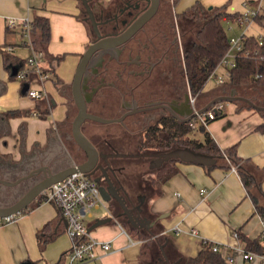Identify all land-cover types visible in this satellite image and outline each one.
<instances>
[{
  "label": "crops",
  "instance_id": "obj_1",
  "mask_svg": "<svg viewBox=\"0 0 264 264\" xmlns=\"http://www.w3.org/2000/svg\"><path fill=\"white\" fill-rule=\"evenodd\" d=\"M165 1L164 5L173 16L196 1L206 7L224 6L227 12L239 14L258 6V15L251 24L240 26L235 21H225L223 26L226 23L231 31L228 39L252 35L264 42V0ZM119 2L124 0H89V5L96 12L107 8L112 10L120 6ZM34 15L45 16L50 28V39L42 51V67L52 77L43 83L47 96L41 99L26 95L31 77L23 80L15 77L14 71L29 51L19 26L7 27L10 17L19 21L26 17L31 20ZM252 25H255L254 28ZM92 38L82 0H0V164L4 171L11 172L10 175L3 174V178L12 180L43 164L53 171L64 166L59 165L57 159L62 150L53 149H61L62 131H66V123L73 109L68 95L70 85L81 55ZM220 67L215 68L217 74H221L218 72ZM30 86L38 87L34 82ZM217 86L220 85L214 82L211 89ZM210 90L199 100L198 107L224 94ZM223 102V112L211 120L205 130L221 149L236 144L240 157L249 158L256 166L264 167V131L258 128L264 125V115L233 101ZM45 108L47 113L40 116V111ZM12 110L22 113L4 114ZM202 136L192 135L198 139ZM45 154L51 155L50 161L55 165L44 161ZM175 166L176 173L163 183L152 184L149 195L145 197L146 210L158 221L162 240L148 248L131 237L120 220L114 217L89 230L92 237L110 241L112 249L107 252L97 249L99 257L82 264H156L162 250L169 260H180L179 264L183 257L196 255L204 240L221 244L224 254L231 253L233 261L229 264H264L258 258L244 260L241 252L225 247L229 245L244 249L243 242L232 236L233 231L256 239L264 227L236 170L214 167L207 171L204 166L208 165L181 160L175 161ZM155 173L151 174L152 178ZM261 187L264 191V180ZM107 217L105 212L101 216H93L86 222L87 226ZM65 228L63 216L49 202H38L17 213L13 220L0 225V264L65 262L70 247ZM192 229L196 232H191ZM156 246L158 254L155 252Z\"/></svg>",
  "mask_w": 264,
  "mask_h": 264
},
{
  "label": "flooded vegetation",
  "instance_id": "obj_2",
  "mask_svg": "<svg viewBox=\"0 0 264 264\" xmlns=\"http://www.w3.org/2000/svg\"><path fill=\"white\" fill-rule=\"evenodd\" d=\"M136 2L139 3L137 7ZM146 7L147 3L144 1L124 0L121 6L112 10L107 8L93 12L99 23L98 28L101 35L108 36L124 31ZM95 38L94 34L90 42ZM180 39L178 20L170 17L169 8L160 2L156 13L127 41L109 49L108 52L107 50L93 52L89 68L83 78L88 112L108 118H118L124 115L122 122H112L120 125L119 133L108 132L102 136L87 133L82 128L83 124L86 121L98 122L85 120L82 123L81 131L100 155L95 162L86 164L89 167V177L96 180L99 186H107L110 183L122 196L132 214L138 216L139 220L144 218L152 221L153 216L145 209L144 193L137 194L133 202L124 188L122 182L127 181L125 178L128 169L126 161L145 160L149 171L156 169L157 167L153 166L156 164L155 155L165 150L145 145L146 133L154 127L159 138L167 137L172 129L173 120L177 123H185L181 120L184 117L178 119L171 112V109L179 104L183 110H188L192 94L183 78L182 39L181 42ZM68 95L75 108L74 116L76 105L72 97V89ZM185 114L187 116L188 113ZM93 135L97 140L92 138ZM126 135L128 138L125 137ZM70 137L75 149L83 155L77 162H84L86 157L74 142L71 133ZM130 138H136V143L131 144ZM114 154L130 155L113 156ZM2 166L0 164V171L4 169ZM2 172L6 173L4 170ZM139 172L140 170H137L133 173L138 175ZM41 177L42 172L10 187L12 201L9 203L19 198ZM146 179L147 182L150 181L149 177ZM114 188L111 194L115 193ZM110 202L120 206L121 211L117 216L132 226L127 216L122 213L123 209L119 202L114 198H111ZM158 259L156 264H165L162 255ZM169 262L173 263L172 260Z\"/></svg>",
  "mask_w": 264,
  "mask_h": 264
},
{
  "label": "trees",
  "instance_id": "obj_3",
  "mask_svg": "<svg viewBox=\"0 0 264 264\" xmlns=\"http://www.w3.org/2000/svg\"><path fill=\"white\" fill-rule=\"evenodd\" d=\"M160 2L163 5L166 4L165 0H160ZM238 15L239 13L227 12L224 6L206 7L199 1L194 2L190 7L174 15L178 20V27L182 39L181 66L183 78L189 91L196 96L195 104L197 107L200 106L198 105L199 100L204 98L207 94V91H204V86L208 80V76L219 65L230 46L223 23L225 21H234ZM171 16L172 18L174 17L172 13H170V17ZM87 22L90 24L88 19ZM91 32L94 36L92 29ZM31 36L35 48L44 51L50 39L49 22L45 16H33L31 19ZM57 58L59 59L61 56H57ZM231 88H235L239 94L250 97L255 103L264 105V101H261L257 97V95L264 90V42L259 44V40L255 36L247 35L242 37V48L235 57L234 65L228 70L227 81L210 91L222 93L224 91H229ZM235 103L239 104V106L252 108L242 101H236ZM47 111L46 108L41 110L39 113L40 116L47 113ZM259 112L264 115V112ZM21 113L22 111L20 110H12L4 114L10 116L19 115ZM258 128L264 131L263 124ZM192 130L194 129L191 128L187 122L177 123L173 120L169 135L159 138L156 134V128L151 127L150 130H148L149 133H146L145 145L165 151L176 146L189 147L193 150L210 154L216 159V162L204 166L207 171L214 167H220L226 170L234 168L244 186L246 195L250 198L254 206L255 212L259 214L260 217L264 218V191L261 187V183L264 180V167L260 168L256 166L249 158L240 157L237 154L236 144L221 149L205 130L204 126L200 125L197 127V131L203 134L201 139L190 136ZM93 134H96V132ZM100 136H102V134H100ZM177 160L179 159H169L163 162L160 167L153 169L156 173L154 178L149 177L151 185L154 183H163L176 173L177 168L175 166V161ZM133 174L132 171L127 169L126 178L128 175L133 176ZM140 174L142 175V172H139V178H141ZM138 175H135L136 179L134 180L131 178L128 179L129 181L137 182L138 191H136V188L134 191V184H130V186H133L127 188V185H124V182H122L130 200L133 202L136 200L135 196L137 194L144 193L145 197H147L151 189L150 185V189L147 193L143 184L140 183L138 186V182H140L137 179ZM35 200L32 201L27 208H31L38 202H41L42 196L39 194ZM108 207L113 215L122 222L121 224L128 230L129 235L134 239L140 240L144 244L149 241L155 245L162 240L163 236L159 234L161 232V227L158 225V221L153 215L152 220L154 221V225L150 227V229L139 228L129 225L122 218L117 216L121 211L117 203H111L109 201ZM145 209H147L146 206ZM238 239L243 242L245 250L264 252V246L260 243L259 238L249 239L238 232ZM179 264L229 263L225 259L224 252L221 250L213 251L211 242L206 241L202 243V247L196 255L183 257Z\"/></svg>",
  "mask_w": 264,
  "mask_h": 264
},
{
  "label": "built area",
  "instance_id": "obj_4",
  "mask_svg": "<svg viewBox=\"0 0 264 264\" xmlns=\"http://www.w3.org/2000/svg\"><path fill=\"white\" fill-rule=\"evenodd\" d=\"M244 6H246V4H244ZM257 15L258 6L254 9H248L245 13L239 14L234 21L240 26H247L254 21ZM15 25L19 26L22 39L29 51L25 60L20 62L15 72V77L20 80L31 77L29 78V86L26 89V95L32 99L44 98L47 96V92L43 83L47 79H50L52 75L48 70L42 67L44 53L37 50L34 46L31 36V20L27 17L19 21L13 17L7 19L8 28H14ZM242 37L243 36L229 38V49L218 65L225 67V76L217 74L214 69L208 76V80L212 79L216 84L220 85L225 81V77L228 78V70L234 65L235 57L242 48ZM262 43L263 42L259 40V44ZM8 49L11 50V48ZM31 82L37 84L38 87H31ZM195 98V95H190V103L195 112L194 116L187 122L191 128L195 129L200 125L206 127L211 120L215 119L223 112L224 102L217 101L206 111L198 113L194 105ZM232 169L234 170V168ZM40 195L42 196V202L52 203L66 221L65 232L70 238V247L66 253L64 264H82L99 257L97 249L102 252H107L112 249L110 241L99 240L92 237L89 233L87 223L84 221L86 217H93V209L99 208H103L104 212L113 219L115 217L108 207V202L102 198L96 180L77 170L61 180L50 184ZM15 215L0 217V225L13 220ZM260 218L264 223V218ZM175 228L180 230L178 226H175ZM191 232L195 233L196 231L192 229ZM232 236L237 239L238 232L233 231ZM259 240L264 246V227L259 235ZM130 242H133V240L130 239ZM204 242H206V240H204L203 243ZM221 246L222 245L219 243L211 242L213 251H220ZM225 247L231 249V251L241 252V256L244 260L258 258L264 262V252H254L244 250L243 248H234L229 245H225ZM225 259L228 263H231L233 261V255H231V253L225 254Z\"/></svg>",
  "mask_w": 264,
  "mask_h": 264
},
{
  "label": "water",
  "instance_id": "obj_5",
  "mask_svg": "<svg viewBox=\"0 0 264 264\" xmlns=\"http://www.w3.org/2000/svg\"><path fill=\"white\" fill-rule=\"evenodd\" d=\"M147 3V7L140 13L138 17L131 22L127 28L122 31L120 34L116 35H108L102 36L99 28H98V21L95 19V15L93 10L89 5V0H82L85 10L87 13V18L89 19L93 32L96 36L95 40L90 42L88 46L85 48L84 52L81 55V58L76 66L73 80L71 82V89H72V97L74 99V103L76 105V113L73 116L72 120L70 121V133L71 136L76 143V145L82 150L86 160L82 163H71L66 165L59 170L53 171L48 165L43 164L38 167H35L26 174H23L17 177L14 180H9L6 178L0 177V184L8 187H13L19 184L21 181L30 178L33 175H36L42 172V177L36 184H34L31 188H29L25 193H23L19 198L8 205H0V217H5L8 215H15L23 210H25L32 201H34L37 196L46 189L50 184L53 182L59 181L65 176L71 174L75 171H81L89 176V167L86 164L93 163L98 159L99 153L92 142L84 135L81 131V125L85 120H93L98 123L107 124L112 122H122L124 115H121L118 118H108L103 117L97 114H93L87 111L86 106V98H85V88H83V78L84 75L87 73V69L89 68L90 60L92 57L93 52L96 50H107L116 47L117 45L124 43L127 39L138 29L140 28L145 22H147L157 11L160 0H140ZM139 5L138 2L135 3L137 7ZM16 71H14L15 73ZM217 101H242L250 105L252 108L264 112V105L255 103L250 97L241 95L237 92L235 88H232L229 92L224 91V94L218 95L205 105L198 107L197 112L202 113L206 111L212 104ZM181 104L177 105L176 107L171 109V112L174 117H184L181 118L182 122H187L192 116H194L195 112L193 111L191 103H189V109L183 110L180 106ZM131 113V112H130ZM188 113L187 116H185ZM130 154H114L113 156H128ZM156 164L153 165L155 167H159L163 162L168 161L169 159L175 158L185 162H195L203 165H211L216 162V159L207 153L200 152L193 150L189 147H174L168 151L163 153H159L155 155ZM152 166V167H153ZM107 186H99V190L101 193L102 198L109 202L111 198L116 199L119 204L121 205L123 211L122 213L127 216L128 221L134 227H145L146 229H150L154 225V221L149 219H142L139 220L138 216H134L125 204L124 199L122 196L118 194L116 189L110 184ZM114 188L113 194H111L112 189ZM112 217L97 219L95 222L88 227V230L100 225L101 223L110 221ZM65 224L66 221L64 220ZM162 258L165 261V264H170L169 259L165 252L162 250ZM180 260L174 261L172 264H177Z\"/></svg>",
  "mask_w": 264,
  "mask_h": 264
},
{
  "label": "rangeland",
  "instance_id": "obj_6",
  "mask_svg": "<svg viewBox=\"0 0 264 264\" xmlns=\"http://www.w3.org/2000/svg\"><path fill=\"white\" fill-rule=\"evenodd\" d=\"M122 4H123V2H121L119 5L121 6ZM88 26H89V28L91 30V25L88 24ZM254 26L255 25H252V28H254ZM224 28H225V32H226L227 35L231 34V31L227 29L226 23H225ZM179 32H180V30H179ZM180 42H181V39H180ZM222 68H223V66H221L218 69V72L221 73V74H224V76H225V73H224L225 69H222ZM225 79H227V77H225ZM48 81H50V79ZM213 86H214V81L212 79H209L206 82V84H205L204 91L210 90ZM261 92H262V94L259 95V97L258 96L257 97L261 101H264V90H262ZM74 112H75V108L72 109L71 116L68 118L69 120L66 123V127H65L66 131L65 132L62 131V135H61V138H60L61 149H53L55 151H61L62 150V152H63V153L58 154L60 156L57 157L59 165L66 166V165H69V163H78L77 161L80 158L83 157L82 153L79 150L75 149L74 143H73V141H72V139L70 137V120H71ZM82 128L87 133L96 132V134H105V133H108V132H110V133H119L120 130H121L120 125L118 123L100 124V123H95V122H91V121H86L83 124ZM192 135H195V136H198V137L202 136L201 133L199 131H197V128H195L194 130L191 131L190 136H192ZM125 137L128 138L127 135ZM92 138H94V140H95L96 136L93 135ZM129 140H130L131 144H135L136 141H137L136 138H132V139L130 138ZM51 158L52 157H51L50 154H45L43 156L44 161H48L50 163H51V161H50ZM126 163H127V168H128L129 171H132V172L136 171L137 172V170H140V172H142V175L140 174L141 178H139V175L137 176V179L140 181V182H138V186H139L140 183L143 184L145 186V190H147V193H148L151 183H150V181L147 182L146 178H148V177L151 178V174L154 173V170H150L149 171L147 169L145 160H129V161H126ZM52 165H55V164L51 163V166ZM2 171H0V175H1L0 177H3L2 176L3 175ZM5 174H9L10 175L11 172L7 171ZM148 175H150V176H148ZM130 178L134 180V179H136V176L134 174H133V176L128 175L127 178H125L127 180V182H124V185H127V188H129V187L133 186V185L130 186V184H134L135 186L133 188H134V191H135V188L137 189V185H136L137 182L129 181L128 179H130ZM138 190L139 189H137L136 191H138ZM16 193H17V191H16ZM10 195H11L10 194V187H7V186H4V185L0 184V205L2 204L1 202H4V203L10 202L12 200ZM103 212H104L103 208L93 209L92 210V214H93L94 217L95 216L96 217L97 216H101ZM91 219H92V217L91 218L90 217H86L84 219V221L88 222ZM146 244H147L148 248L154 246V244L150 243L149 241L147 243H145V246H146ZM155 252L158 254L157 246H156Z\"/></svg>",
  "mask_w": 264,
  "mask_h": 264
}]
</instances>
